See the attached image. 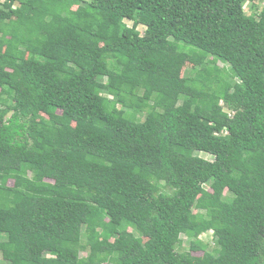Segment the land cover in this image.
<instances>
[{
    "label": "trees",
    "instance_id": "obj_1",
    "mask_svg": "<svg viewBox=\"0 0 264 264\" xmlns=\"http://www.w3.org/2000/svg\"><path fill=\"white\" fill-rule=\"evenodd\" d=\"M247 1L0 0V264H264Z\"/></svg>",
    "mask_w": 264,
    "mask_h": 264
},
{
    "label": "rangeland",
    "instance_id": "obj_2",
    "mask_svg": "<svg viewBox=\"0 0 264 264\" xmlns=\"http://www.w3.org/2000/svg\"><path fill=\"white\" fill-rule=\"evenodd\" d=\"M252 3H254V4L257 6L256 11L253 10V9L250 7V5H251ZM262 6H263V2H262V0H254V1H251V2L247 1V2H245V4L243 5L246 14H257L256 12H259L260 7H262ZM138 29H139V27H138ZM200 155L205 156V157H208L207 155L202 154V153H200ZM9 184H11V180H9ZM199 238H202V239L205 240V241H206V240H212V231L209 230V231H206V232H204V233H201V234L199 235ZM182 239H183L184 241H186L184 237H182ZM182 245H183V247H184V246H185V242H183Z\"/></svg>",
    "mask_w": 264,
    "mask_h": 264
}]
</instances>
